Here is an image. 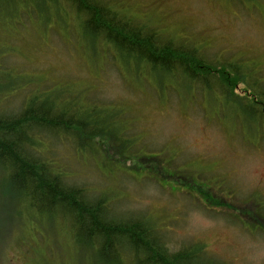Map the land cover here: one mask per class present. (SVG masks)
<instances>
[{
	"label": "rangeland",
	"instance_id": "rangeland-1",
	"mask_svg": "<svg viewBox=\"0 0 264 264\" xmlns=\"http://www.w3.org/2000/svg\"><path fill=\"white\" fill-rule=\"evenodd\" d=\"M110 1L136 23L190 41L212 61L239 62L264 83V0ZM12 11L0 6V84L14 88L0 94L5 107L32 92L81 96V120L116 153L110 160L64 140L50 144L67 164V183L91 201L108 195L106 215L152 221L171 253L201 243L226 264H264V129L225 107L221 88L213 99L204 91L190 98L175 82L176 92L166 91L155 74L117 64L64 13L18 24L5 16ZM62 220L30 210L0 167V264H73L64 250L72 241L79 264H130L129 255L104 257L83 233L76 239L71 226L66 236Z\"/></svg>",
	"mask_w": 264,
	"mask_h": 264
},
{
	"label": "trees",
	"instance_id": "trees-1",
	"mask_svg": "<svg viewBox=\"0 0 264 264\" xmlns=\"http://www.w3.org/2000/svg\"><path fill=\"white\" fill-rule=\"evenodd\" d=\"M0 6H12L13 11L6 12L5 16L18 24L23 17L36 16L45 21L52 17L53 12L59 17L61 13L55 10L60 9L79 24L82 37L92 38L94 45L103 43L105 53L110 55L111 45L124 50L127 56L124 57V66L128 61L140 75L151 78L155 74L163 90L176 92L172 89L175 82L181 86L182 93L193 98L199 90L213 97L214 89L221 88L225 107H236L238 118L244 114L251 118L253 125L247 123L248 126L264 129V83L257 81L248 68L239 62L212 61L197 45L167 37L149 26L136 23L110 0H0ZM175 62H180L178 69L174 68ZM1 85L0 94L14 89L13 84ZM232 86H242V98L235 100L241 95L232 92ZM30 95L25 99V108L20 114L0 116V165L8 171L10 183L26 193L36 209L55 210L66 206L76 210L75 220L80 233L104 237L101 250L104 257L111 254L112 236L116 233L120 237L118 240L126 236L124 247L132 252V264L133 261L137 264H226L210 255L201 243L171 253L152 221L143 231L121 227L120 221L106 215L108 201L105 198L91 201L85 189L65 186L61 175L49 168L40 156L43 154L41 139L50 133L64 132L72 122L57 116L53 106L55 97L46 93L34 95L32 92ZM105 138L102 132L87 124L77 150L102 153L106 159L113 160L116 153L111 144L103 140ZM129 142L135 143L130 136ZM195 194L204 198L201 193Z\"/></svg>",
	"mask_w": 264,
	"mask_h": 264
},
{
	"label": "bare ground",
	"instance_id": "bare-ground-1",
	"mask_svg": "<svg viewBox=\"0 0 264 264\" xmlns=\"http://www.w3.org/2000/svg\"><path fill=\"white\" fill-rule=\"evenodd\" d=\"M55 11L60 12L61 14L64 13L60 9L59 10L56 9ZM131 19L134 20V18H131ZM134 21H137V20H134ZM140 25L145 26L146 24H140ZM146 26H149V25H146ZM149 27L152 28L151 26H149ZM165 36H167V35H165ZM167 37H170V36H167ZM185 41H187V40H185ZM188 42H189V44L192 43L190 41H187V43ZM120 50H118L115 45L114 46L111 45L109 48L110 53L113 56H115L116 58H118L120 60L121 64H123L125 61L124 57L126 56V53L124 50H122V49H120ZM3 51L5 52L4 55L8 54L6 46L3 48ZM115 62H117V64H118V61L115 60ZM179 65H180V62H175L174 68L178 69ZM129 67H132V65L127 61V64L124 66V68H129ZM132 68L134 69V67H132ZM230 89L232 90V92L241 95L238 98H236L235 100H238V99L243 97L244 93L242 92V90L239 87L232 86V87H230ZM199 91L202 92V90H199ZM207 96L209 98L213 99L212 94L211 95L208 94ZM71 99H73V100H71ZM79 99H81V96L70 97V96L64 95L62 97H55L54 98V105L53 106L55 109V113H57V116L59 118L63 117L67 122L69 121L72 123L69 125L68 129L64 130V132H62V133H50V134L45 135V137H43L41 139V144H42L41 149L43 151V154H41L40 156H42V159L44 160V162H46L48 164L49 168L57 171L61 175V181L65 186L69 185L66 181V175L67 174H66V172L63 171V170H65L63 164H65L66 162L62 163L61 159L58 158V156H56V157L54 156V154H55L54 148L63 147L62 144L64 142H61V140H64L67 144H69L72 148H74V150H77L78 147L80 146V143L82 141V134L84 132V127L87 124L81 120V117L79 115V111H80L79 105L80 104L77 103V101ZM67 101H68V103H66ZM64 103H66V104H64ZM91 105L94 106L93 103H91ZM5 106H6V103L4 104L3 101L0 100V116H16V115L20 114L25 108L24 104H21L20 106H15L14 110H10L8 107H5ZM67 141H69V142H67ZM50 144H52L54 148H52L50 146ZM60 155L62 157L64 155V151H61ZM64 159L66 160V158H64ZM65 165H67V164H65ZM0 167L5 171L6 174H8V179H9L10 176H9L8 171L5 168H3L2 165H0ZM13 187L15 188L16 186L13 185ZM20 193L28 201L30 210H33V211L37 212L38 214L47 213L49 215H54L56 217L62 216V218H63L62 222L64 221L65 228L62 225H58V226H60L61 229L63 231H65V234L67 233V229L70 227L71 224H73L72 221L76 218V214H77L76 210L69 209L65 206L64 208H59V209H55V210L49 209V210L41 211V210L36 209V207L33 205L32 199L29 198V196H27L26 193H23L21 191H20ZM103 198H105L104 199L105 201L110 200V197H108V195H104ZM108 205H109V203H107V210L109 209ZM111 211H113V207L111 208ZM107 216L109 218H113V219L120 221L119 224H121V227L126 226V228H131V229L136 228V229H140L142 231L149 222V220H147V219L141 220V221L140 220H132V219L131 220H123V219L119 220V219L112 217L110 215H107ZM103 219L109 223L116 224L113 220H109L106 218H103ZM30 220L35 222V220L32 217L30 218ZM134 224H139L140 226L133 227ZM75 228L78 229L76 224H75ZM33 232H36V231H33ZM76 233H80V231H78ZM66 236H67V234H66ZM117 237H119V236H117L116 233H114L112 236V256L114 255V257H116L117 261L121 262L123 255L125 253L124 243H126L127 239H126V236H123L121 238V240H118ZM86 239L88 241H90L92 243V245L96 246L100 251L102 250L103 244L105 241L103 236H100L98 234H92L90 236H87ZM82 240H83V238H82ZM23 247H25V245ZM24 249L27 250V252H28L27 254H29V255H30L31 250H34L33 248H30V247H28V249H26V248H24ZM131 254H132V252H131Z\"/></svg>",
	"mask_w": 264,
	"mask_h": 264
},
{
	"label": "flooded vegetation",
	"instance_id": "flooded-vegetation-1",
	"mask_svg": "<svg viewBox=\"0 0 264 264\" xmlns=\"http://www.w3.org/2000/svg\"><path fill=\"white\" fill-rule=\"evenodd\" d=\"M132 139V138H131ZM72 223L73 224H71L70 226L74 229V230H77V232H78V229L77 228H75V224H76V220L74 219L73 221H72ZM79 237V234L77 233V236H75V238L77 239ZM72 239H73V237H72ZM77 243H79L78 241H76ZM76 242H69V243H66V244H64L65 245V251H69V253H68V256H70V257H68V259H71L72 260V263L73 264H79V260L75 257L74 258V256H75V252H74V249H73V245L74 244H76ZM125 255H129V257H130V264H131V253L129 252V250L128 249H125V253H124ZM74 258V259H73ZM13 259H11L10 261H12Z\"/></svg>",
	"mask_w": 264,
	"mask_h": 264
}]
</instances>
